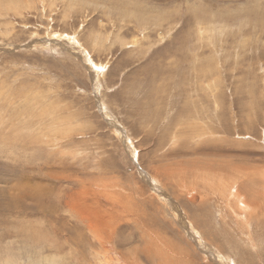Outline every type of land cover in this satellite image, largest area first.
<instances>
[{
	"label": "rangeland",
	"instance_id": "obj_1",
	"mask_svg": "<svg viewBox=\"0 0 264 264\" xmlns=\"http://www.w3.org/2000/svg\"><path fill=\"white\" fill-rule=\"evenodd\" d=\"M0 264H264V0H0Z\"/></svg>",
	"mask_w": 264,
	"mask_h": 264
},
{
	"label": "bare ground",
	"instance_id": "obj_2",
	"mask_svg": "<svg viewBox=\"0 0 264 264\" xmlns=\"http://www.w3.org/2000/svg\"><path fill=\"white\" fill-rule=\"evenodd\" d=\"M35 124H36V123H35ZM195 197H196L195 195L191 196L192 200L195 199Z\"/></svg>",
	"mask_w": 264,
	"mask_h": 264
}]
</instances>
